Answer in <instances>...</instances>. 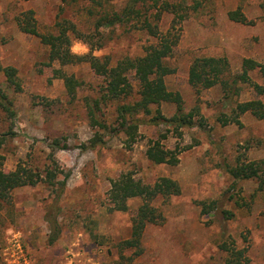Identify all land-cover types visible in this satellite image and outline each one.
Listing matches in <instances>:
<instances>
[{"label": "rangeland", "instance_id": "374dc122", "mask_svg": "<svg viewBox=\"0 0 264 264\" xmlns=\"http://www.w3.org/2000/svg\"><path fill=\"white\" fill-rule=\"evenodd\" d=\"M102 2L103 9L118 11L125 0ZM197 2L199 10L181 25L180 42L168 62L175 72L165 81L171 92L182 95L186 113L199 108L194 122L203 127L153 123L158 111L168 119L175 115L176 106L165 103L153 107L150 115L135 117L141 124L132 141L119 129V103L101 105L96 120L105 122V129L89 115L87 102L100 98L105 79L89 63H50L48 46L21 32L17 24L21 13L32 10L41 34L54 33L56 23L66 21L92 35L98 17L90 13L92 5L85 0H0V68L16 69L21 86L17 90L0 72V102L6 95L2 102L9 108L0 103V133L7 134L0 148L4 170L23 164L43 176L47 170L57 172L55 185L45 177L36 186L13 191L11 215L2 213L7 223L0 225V264H226L224 245L241 250L246 264H264V175L235 180L228 173L237 163L264 160V120L245 114L240 126L218 121L222 114L230 117L237 102L264 100V95L244 86L241 96L229 102L219 86L198 97L189 83L197 57L226 58L235 74L242 71L244 59L264 65V0ZM238 9L247 24L230 19ZM172 21V15H163L161 30L166 32ZM100 34L101 39L94 35V42L103 43L102 49L92 51L84 40L73 38L72 52L92 51L115 66L143 56L155 41L127 26L102 29ZM56 70L74 75L80 83L73 96L64 79L54 75ZM250 74L264 86L260 72ZM96 135L102 143L92 149ZM150 140L188 150L180 154L177 166L157 165L146 156ZM54 141L66 149L52 148ZM126 173L147 184L168 177L181 187L179 196L154 202L165 221L146 227L143 253L137 257L135 249L122 252L120 246L130 239L132 215L142 201L131 199L129 212L111 211L108 196L111 182ZM54 222L59 234L50 244Z\"/></svg>", "mask_w": 264, "mask_h": 264}, {"label": "trees", "instance_id": "16d2710c", "mask_svg": "<svg viewBox=\"0 0 264 264\" xmlns=\"http://www.w3.org/2000/svg\"><path fill=\"white\" fill-rule=\"evenodd\" d=\"M93 8L90 13L98 16L95 22V34L85 35L78 30L76 24L58 21L55 25V32L41 34L37 26L34 11L28 10L20 14L17 18V24L21 32L40 38L41 42L49 48L50 63L59 62L62 67L89 63L96 75L105 79V86L101 90L100 98L88 100L87 107L94 124H100L106 128L105 122L97 119L96 115L101 109V105L110 102L119 103L117 114L119 119V129L126 133L132 141L136 139L141 120L135 119L139 114L150 115L152 108L159 107L165 103H171L176 106V113L172 118H166L158 111V115L152 119V122L159 124L161 121L174 125L177 128L193 127L201 122H194V118L200 115L199 108L196 107L192 112L186 113L183 105L182 95L179 92H171L166 84L165 78L172 75L175 69L168 64L173 56L176 46L181 39V25L188 20L191 12H197L200 3L197 0H125L122 9L118 11H108L104 8L102 0H85ZM99 8V9H98ZM170 14L173 21L170 28L163 32L159 23L163 15ZM229 17L232 21L247 24V18L238 9L231 12ZM178 25L179 28H178ZM116 26H127L130 28L144 31L153 38V44L145 48L143 56L136 58H126L119 61L115 66H111L107 57L99 58L93 55L94 49H102L103 43L95 44L94 35L102 38L100 30L110 29ZM73 38L84 40L92 50L88 54L77 55L72 52ZM95 39V40H94ZM258 71L264 76V65L253 59H244L242 62V71L233 73L230 63L222 57H197L193 60L190 72L189 83L196 91L198 97L205 89L221 87L224 93V100L232 102L235 98L241 96L244 86L253 89L259 96L264 95V86L255 83L251 78V72ZM6 76L8 83L20 90L21 86L17 78V70L14 68H0ZM54 75L62 78L68 93L73 96L76 93V87L80 83L74 75H67L62 70L54 71ZM6 95L1 96V105L9 112V108L3 104ZM245 114H251L258 120H264V100L252 99L245 102H237L232 109L231 116L222 114L218 121L223 125L229 123L241 125V117ZM93 120V121H94ZM7 134L0 133V148L5 143ZM91 141L90 148L100 145L102 138L98 135ZM52 148L66 149L60 146L59 141L51 144ZM86 150L88 147L83 146ZM188 150L176 146L174 149L166 148L160 140H150L146 156L154 164H166L177 166L180 162V154ZM228 173L235 180L259 179L264 175V160L261 162L237 163L234 167H228ZM48 178L51 185H55L57 172L47 170L46 176L34 169L19 164L15 170L6 172L4 170V156L0 154V225L7 223L3 212L11 215L12 193L18 188L27 186H36ZM62 186L65 183H61ZM181 194V187L175 180L168 177L158 178L153 184L144 183L136 180L132 174L126 173L118 179L111 182L109 190V201L111 211L129 212L128 202L131 199H140L142 201L138 209L133 212L131 219L130 239L121 244L124 250L136 251L133 256L137 257L143 253L141 249L142 238L148 225H161L165 221L162 211L154 205L158 199L168 200L173 196ZM54 233L50 237V244L54 243L59 231L54 222ZM227 244V243H226ZM224 251L228 254L226 264H246L247 258L241 250L230 248L224 245ZM124 257L123 255H121Z\"/></svg>", "mask_w": 264, "mask_h": 264}]
</instances>
